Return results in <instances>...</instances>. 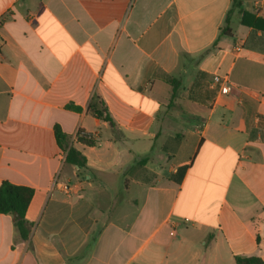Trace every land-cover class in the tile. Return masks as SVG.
<instances>
[{"label": "crops", "instance_id": "1", "mask_svg": "<svg viewBox=\"0 0 264 264\" xmlns=\"http://www.w3.org/2000/svg\"><path fill=\"white\" fill-rule=\"evenodd\" d=\"M244 13L264 0H0V185L34 190L28 240L0 214V264L264 260V32Z\"/></svg>", "mask_w": 264, "mask_h": 264}, {"label": "trees", "instance_id": "2", "mask_svg": "<svg viewBox=\"0 0 264 264\" xmlns=\"http://www.w3.org/2000/svg\"><path fill=\"white\" fill-rule=\"evenodd\" d=\"M242 24L253 28L256 31L264 32V19L254 18L253 16L244 13ZM230 28L226 27L222 33L223 35H230ZM173 93L172 98L177 96L180 83L172 82ZM67 109L73 111H81L82 108L74 104L67 105ZM88 110L98 117L104 118L108 121L112 129L116 125L111 118L107 108H105L99 97H94L88 105ZM55 136L59 147L66 152V161L69 164L76 165L80 169L87 166L86 157L76 148L70 146L68 136L62 131L59 126L55 127ZM79 142L94 146L96 140L92 134L86 133L84 130H79L77 133ZM34 196V190L29 187L12 184L8 181H3L0 185V214L12 215L14 219V226L23 240H28L31 234L32 225L26 218V212L30 202ZM236 264H264V260L256 256H237Z\"/></svg>", "mask_w": 264, "mask_h": 264}, {"label": "built area", "instance_id": "3", "mask_svg": "<svg viewBox=\"0 0 264 264\" xmlns=\"http://www.w3.org/2000/svg\"><path fill=\"white\" fill-rule=\"evenodd\" d=\"M213 85H218L220 87L221 93L224 95L231 94L236 88L227 77L223 76H215ZM55 185L59 186V188L67 195H69L74 190V187L68 183L55 182Z\"/></svg>", "mask_w": 264, "mask_h": 264}, {"label": "rangeland", "instance_id": "4", "mask_svg": "<svg viewBox=\"0 0 264 264\" xmlns=\"http://www.w3.org/2000/svg\"><path fill=\"white\" fill-rule=\"evenodd\" d=\"M194 251L195 249L202 250L204 248V245L201 243V241L197 238H195V245H194Z\"/></svg>", "mask_w": 264, "mask_h": 264}]
</instances>
